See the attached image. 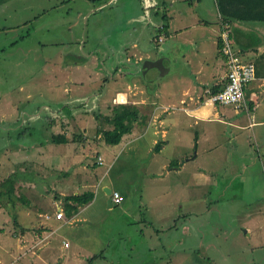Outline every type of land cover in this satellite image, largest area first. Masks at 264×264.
I'll list each match as a JSON object with an SVG mask.
<instances>
[{"label":"rangeland","instance_id":"rangeland-1","mask_svg":"<svg viewBox=\"0 0 264 264\" xmlns=\"http://www.w3.org/2000/svg\"><path fill=\"white\" fill-rule=\"evenodd\" d=\"M99 2L0 3V264H199L204 259L209 264H264L263 145L257 144V150L251 153L206 151L190 160L185 166L187 170L180 175H168L164 170L159 176L153 171H159L155 169L161 161L177 153L172 146L166 145L159 155L163 157L157 156L154 161L151 154H145L149 145L146 138L139 141L137 152L127 149L111 154L109 148L96 149L103 138L98 135L100 132L94 133L95 116H112L115 103L100 108L78 103L49 106L48 98L63 92L60 86L67 85L75 75L71 69L69 74L61 73L56 68L64 67L56 66V61L64 65L73 63V57L84 56L90 48L95 51L102 71L112 64L119 66L116 73L124 70L125 74L132 64H122L121 54L125 56L124 49L130 43L136 42V48L130 51L135 56L143 55L142 64L145 52L149 51L152 57L158 55L163 59L162 66L153 68L155 76L145 80V84L150 93L161 89L163 97L169 94V86L175 80L169 71L175 66L179 70L189 69L183 56L175 51L182 46V51L186 50L184 41L175 37L160 41L156 35L158 41L153 42L151 33L163 12H174V24L182 20V11L186 14L182 24L194 22V13L199 12L195 3L188 7V3L177 2L170 9L152 13L151 8L140 7L136 0H115L95 9ZM204 2L209 20L214 22L216 9L210 8L208 3L212 1ZM148 17L152 19L150 23ZM138 25L143 28L136 30ZM193 76L189 75L190 79ZM138 81L142 82L141 78ZM53 83L59 88H53ZM210 93L204 97L210 99ZM119 99L124 98L120 95ZM224 106L232 105L216 109ZM36 107L42 109L41 113L29 116ZM63 115L71 121L70 131L65 132V143H55L51 138L56 129L49 125ZM99 121L105 127L102 117ZM216 130V123L193 126L195 134H215ZM209 138L216 141L215 136ZM98 151L103 165L95 163ZM90 173L101 176V184L125 194L126 199L108 207L99 191L78 209L76 219L61 224L46 241L37 242L41 228L36 219H41L42 213L53 212L60 202L62 212H68L60 193L72 194L80 183L88 184ZM180 179L185 180L174 188ZM175 196L179 197L176 206L193 200V210L178 218L176 227L168 230V216L180 213L173 203L170 205ZM148 205L151 206L146 213ZM33 219L35 224L31 225ZM144 219L151 225L140 222ZM246 229L253 233L248 235ZM63 238L69 246L63 244Z\"/></svg>","mask_w":264,"mask_h":264},{"label":"crops","instance_id":"crops-1","mask_svg":"<svg viewBox=\"0 0 264 264\" xmlns=\"http://www.w3.org/2000/svg\"><path fill=\"white\" fill-rule=\"evenodd\" d=\"M6 1L8 0H0V3H4ZM103 1L104 0H101L100 2L99 0H92V3L99 2V5L96 6L95 9L102 7L105 3H112L115 0H107L105 2ZM136 1L142 8H151L152 13H158V11L167 8L170 9L177 2L188 3V7L194 6L193 3H195V7L199 11L194 13L196 16V20L194 22H186L183 24L181 21H183V17H186L184 11L181 12V14H184V16L181 18L182 20L178 24H174L173 22V17L175 15L174 12L170 15H168L166 12H163L162 15H165V20L163 19L162 15L160 16L159 20L153 16L156 19L154 24L156 25V28L153 29L154 32L152 31L153 33H151V39L153 42L158 41L156 35H159L160 41H164L166 37H170L172 40H174L175 37L177 40L184 41L186 43L185 45L187 46L186 50L184 51H182L183 46L181 47L182 49H175V51H178L179 56H183V61L189 69L185 71L181 69L179 70L175 66L176 69L169 71L173 79H175L169 86V94L165 93V97H163L162 90H158L159 88L153 90L151 93L148 92L147 85L145 84L146 81L142 75L138 73L142 65L140 60L142 59L141 56L143 55L137 54L135 56L133 53H131V48H136V42H132L126 49H124L125 56L121 54L122 64L124 62L132 64L131 69L126 71V74L124 73V70L121 73H116L118 72L119 66L112 64H109V67H106L105 71H102L100 69V65L98 64V57L95 51L91 48L88 49L84 56L81 54L78 55V57H73L71 60L73 63L69 62L65 63L66 65H64L60 64V61H56V66L60 65L64 68H67L66 70L64 68L57 67L56 69H58L61 73L67 72L69 74V69H71L72 74L75 75L72 76L73 80L67 81V85L62 87L60 86L63 92H57V94H54L53 96L49 95V106H58L57 108H59V106H64L70 103H78L90 107H92V105H96L99 108L102 105L108 106L114 103L130 104L136 106L141 116L136 121H134L131 132L125 134L118 144H108L109 146H106L107 144L103 140V143L101 145L99 144L96 149L100 146V148L102 147L103 149L109 151V148L111 150V154L117 151L122 152L127 149L132 152H137V149L140 151V147H138L139 141L142 138H146L149 145L145 147V154H151V160L154 161L157 159L155 157L163 153L166 145L170 146V148L172 146L175 148V150H177V153L173 152L170 156L166 155L168 158L163 159L161 161L160 167L155 169L159 171L152 170L153 172H157L159 176L163 175L161 172L164 170L166 171L165 174L168 175L171 173L180 175L183 173V171L187 170L185 166L190 160L196 159L200 153H204L206 151L209 152L212 150L225 149L226 152L233 151L237 153L241 150L251 153L253 150H257L255 147L257 144H260L261 146L263 145L262 147L264 148V22L223 21L220 14L218 13L215 0H207L209 2L212 1V3H208L210 8L216 9L215 13L217 18L214 20V22L209 20V12H206L209 9H206L207 7H205V5L207 3H205L204 0ZM61 3H64V1ZM198 5L201 6L198 7ZM140 17L142 18V16ZM148 19V22L150 23L152 19H150V17H148ZM138 28L142 29L143 26L138 25L136 30H138ZM147 31L150 32L149 29H147ZM224 33L229 35V40L238 58L244 62L254 63L256 66V75L254 80L244 86V97L239 105L236 106L233 104H227L232 106H224L217 110V106L223 105H217V103H214L207 97H204V94L207 95V93H210V91L212 92V88L217 85H221L220 87H222L224 83V77L226 73L225 58L220 52L219 47L221 45L222 35ZM148 38H150V36H148ZM68 56L70 57V55ZM144 56L145 61H150L148 64L150 72L153 71V68L162 66L156 62H160V59H162L158 55L152 57L151 53L147 51L144 53ZM45 62H47L49 65V61ZM50 63L54 64V62ZM170 68L171 67L168 69L170 70ZM49 71H47V75ZM192 74H194V76L190 79L189 75L192 76ZM164 77L166 78L167 75ZM139 78H141L142 82L138 81ZM183 81L185 82V85L182 86ZM53 88L58 89L59 87H56L54 84ZM95 88L97 89L95 90ZM176 88H179V91L180 88H182V90L180 92L175 91ZM66 90H68V94H66ZM120 95L124 98L123 100L119 99ZM43 107L46 108L45 105ZM37 108L38 107L30 112L29 116H35L36 114L41 113L42 109L37 110ZM175 110H177L176 113L174 112ZM259 112H261L260 115ZM143 113H146V115ZM162 113H165V116ZM253 113H255V115ZM67 117L68 116L66 115L59 116L55 119L58 121L49 125L50 128L56 129L52 133L54 136H65V132L66 134L69 133L71 121L68 120ZM101 117L105 120L110 116H95L96 124L94 127V133L96 134L97 131L100 132L98 134L99 136L101 135V130L110 129L111 127V125L106 122L105 127L101 126L99 121V118ZM181 117L186 119L181 121ZM208 123H216L217 130L215 134L206 132L203 133V131L202 134H199L198 132L196 134L194 133V125L202 124V126H204ZM83 129L86 131L85 127ZM211 136H215L216 141L211 140V138H209ZM157 143L160 144L158 151L154 149V146ZM97 153V158L100 157L104 164L102 154L99 151ZM160 157L163 156H159V158ZM97 158L95 160L96 165L98 164ZM174 162L177 164L172 165ZM151 163L154 164L155 162ZM199 169L201 172L203 171L202 168ZM101 178V176L97 177V174L95 173H90L88 184L83 182L82 184L80 183L77 187H75L76 190H74L72 194H80L88 190L92 191L95 196L98 195L99 191H102L103 195L105 196V200L107 201V199L110 198V194L107 196L104 189L110 187L108 184H101ZM184 180L185 179H180L178 181L176 180L174 188L177 186L178 182L181 183ZM81 188L84 189L81 191ZM167 190L169 191L170 187ZM115 191H117L122 196V201L126 199L125 194H121L118 190ZM60 194L63 197L65 195H70L67 193ZM177 199H179V197L175 196L173 200H170V205L173 203V205L176 206L178 203ZM207 200V196H205L204 201L207 202ZM122 201L118 204L112 203V206L119 205L122 203ZM60 203H56L53 212H45L40 214L43 216V219H36V222L40 221L39 228H41L39 230L41 234L38 235L37 242L46 241V239H48L52 233L60 227L61 224L69 223V221L76 219V216L79 213L77 211L79 208H81V206H78L77 209L74 210L69 204L70 206H67L68 212H62V204ZM64 206L66 205L64 204ZM150 206L151 205H148V207L145 209L146 213L147 209H150ZM176 208L180 213H173L168 216L170 219V223H168L167 226L168 230L176 227L178 218H183L184 216L189 215L188 212L193 210V200L187 199L182 204L180 202ZM182 209L185 210V212H182ZM58 211L62 212L63 214L61 219H57L54 216V214ZM140 222L145 224V226L151 225L146 219H144V221L140 220ZM34 224L35 219L31 221V225ZM55 224L56 226L53 228ZM46 227L49 229L47 230ZM183 227H186L184 230L187 229V225H184ZM244 232L248 233V235L253 233L251 229H246ZM62 242L64 245L65 243H68L64 238L62 239ZM199 262V264H209L206 263L209 261L205 259Z\"/></svg>","mask_w":264,"mask_h":264},{"label":"trees","instance_id":"trees-1","mask_svg":"<svg viewBox=\"0 0 264 264\" xmlns=\"http://www.w3.org/2000/svg\"><path fill=\"white\" fill-rule=\"evenodd\" d=\"M218 13L223 21H254L264 22V0H215ZM165 20V15H162ZM220 47V46H219ZM256 74V66H255ZM221 85L212 88L214 93L219 90ZM210 93V94H211ZM141 114L134 105L116 104L112 108V116L105 119L106 123L110 124V129L101 130V135L106 144H118L122 137L130 133L134 121L140 118ZM104 120V119H103ZM51 141L55 143H65L64 135L52 136ZM159 143L154 146L156 151L159 150ZM177 163H172V165ZM11 184V183H10ZM13 187L10 185L8 192H12ZM94 197L92 191H84L80 194H70L64 196L66 207L71 205V208L76 210L78 206H82L90 202ZM70 204V205H69ZM95 257V255H94ZM90 263V262H89Z\"/></svg>","mask_w":264,"mask_h":264},{"label":"built area","instance_id":"built-area-1","mask_svg":"<svg viewBox=\"0 0 264 264\" xmlns=\"http://www.w3.org/2000/svg\"><path fill=\"white\" fill-rule=\"evenodd\" d=\"M220 52L225 58V79L222 87L211 94L210 100L221 105L233 104L237 106L243 100L244 86L255 78V65L253 62H244L238 58L229 40V35L226 33L222 35ZM97 163L103 164V160L98 157ZM110 198L113 204L122 201V196L117 191H111ZM54 216L61 219L63 214L58 211ZM65 245L67 246L68 243Z\"/></svg>","mask_w":264,"mask_h":264},{"label":"water","instance_id":"water-1","mask_svg":"<svg viewBox=\"0 0 264 264\" xmlns=\"http://www.w3.org/2000/svg\"><path fill=\"white\" fill-rule=\"evenodd\" d=\"M158 64H160V62L159 61H156ZM150 63V61L149 60H146L142 65H141V67H140V69H139V71H138V73L139 74H141L142 75V77L144 78V80H146V81H150V80H152V78H154V74L152 73L151 74V72H150V70H149V68H148V64ZM104 191H105V193H106V195L108 196L109 194H110V192H111V190H110V188H106V189H104ZM107 205L110 207V206H112V202H111V199L110 198H108L107 199Z\"/></svg>","mask_w":264,"mask_h":264}]
</instances>
